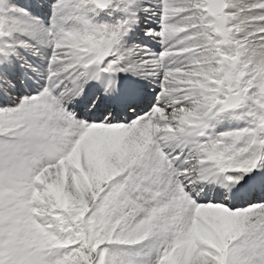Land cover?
Returning a JSON list of instances; mask_svg holds the SVG:
<instances>
[{"label":"snow or ice","instance_id":"obj_1","mask_svg":"<svg viewBox=\"0 0 264 264\" xmlns=\"http://www.w3.org/2000/svg\"><path fill=\"white\" fill-rule=\"evenodd\" d=\"M0 264H264V0H0Z\"/></svg>","mask_w":264,"mask_h":264}]
</instances>
